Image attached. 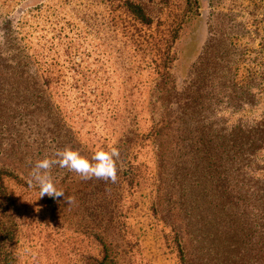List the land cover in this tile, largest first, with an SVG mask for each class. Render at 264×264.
I'll list each match as a JSON object with an SVG mask.
<instances>
[{
  "label": "rangeland",
  "instance_id": "obj_1",
  "mask_svg": "<svg viewBox=\"0 0 264 264\" xmlns=\"http://www.w3.org/2000/svg\"><path fill=\"white\" fill-rule=\"evenodd\" d=\"M25 1L0 0V44L7 18H12L13 27L24 22L21 35L49 39L55 33L45 17L54 13L64 28L89 33V40L105 53L111 98L124 96L134 101L126 104L135 107L129 119L122 110L117 121L106 122L64 108L54 114L63 122L40 128V135L51 130L48 140L32 137L30 131L20 137L23 126L0 123V170L18 176V180L5 179L21 216L12 246L15 263L96 264L106 248L112 264H264V148L255 155H226L224 236L221 240L209 237L210 232L198 239L183 235V262L177 240L180 166L177 155H156L152 139L146 140L139 155H119L115 183L83 179L53 165L52 180L65 193L53 207L46 203L48 196L40 197L39 187L30 183L35 163L56 158L57 151L70 149L95 163L97 152L121 147L127 140L124 135L130 137L127 132L148 133L151 119L160 121L165 115L167 99L177 97L185 73L192 71L193 64L200 72L203 56L209 66L212 122L227 129V135L231 129H264V0H197L191 26L178 33L177 23L186 14L188 0H39L20 8ZM125 1L144 9L153 21L150 30H173L169 55L174 61L169 74L174 82L165 87L156 86L157 77L147 71L131 74L130 54L118 32L129 25V15L121 7ZM177 57L182 59L179 66ZM135 79L143 84L127 97ZM162 89L169 91L163 92L164 98L158 94ZM134 114L137 128L130 124ZM173 117L172 113L171 121ZM15 155H24L21 163ZM69 196L75 197L74 203L67 202Z\"/></svg>",
  "mask_w": 264,
  "mask_h": 264
},
{
  "label": "trees",
  "instance_id": "obj_2",
  "mask_svg": "<svg viewBox=\"0 0 264 264\" xmlns=\"http://www.w3.org/2000/svg\"><path fill=\"white\" fill-rule=\"evenodd\" d=\"M38 1L26 0L20 8ZM197 4V0L186 1V14L177 23V33L191 26L197 15ZM121 7L129 15V25L118 32L130 54L128 64L131 74L139 75L142 71L154 74L158 80L156 86L165 87L168 82H174L169 74L174 61L169 55L174 39L173 30H150L153 21L138 4L125 1ZM53 14L45 17L50 25L49 30L55 33L49 39L43 35L38 38L21 35L24 22L19 21V25L13 27L12 18H7L1 27L0 123L7 126L17 123L24 127L19 132L20 137L28 131L34 137L40 135L39 130L43 126L54 127L57 122H63V118L54 114L64 108L92 114L94 120L102 117L105 122L117 121L120 112L126 110L128 115L125 119H129L135 106L126 103L134 101L124 96L121 100L111 98L112 91L107 89L112 86L108 84L111 78L106 68L107 60L103 58L105 53L89 40L88 32L73 27L64 28L62 19ZM168 33L170 39L167 38ZM179 59L177 57V66L180 60L182 62ZM202 59L200 72L196 71V65L193 64L192 71L185 73L177 97L167 99V111L162 119H151L146 134L138 133L137 129L127 132L130 137L124 135L127 140L121 143V147H116L119 155H139L146 140L152 139L156 143V155H177V165L180 166L177 168L180 173L177 174V240L182 262L185 260L181 246L183 235L198 239L210 232L209 237L221 240L224 236L226 155H255L264 148V129L261 127L258 126L255 131L240 128L234 132L231 129L227 135V129L218 128L212 122L209 110V66L206 57ZM127 81L132 83L131 77ZM142 84L135 79L127 97H131V91L139 89ZM163 92L169 93L162 89L158 92L163 95L161 98H164ZM149 103L153 109V103ZM172 108L176 109L172 111ZM172 113L174 117L171 121ZM135 120L136 114L130 119V124L137 128ZM34 127L38 131L33 132ZM50 134L51 130L40 136L45 138ZM49 140L53 141L52 138ZM15 156L17 163H21L24 155L22 158L21 155ZM235 172L237 175V170ZM6 178L18 180V176L0 170V264H16L12 246L21 216L16 201L5 185ZM61 200L62 197H48L46 203L53 207L54 203ZM96 264H112L106 248L102 259Z\"/></svg>",
  "mask_w": 264,
  "mask_h": 264
},
{
  "label": "clouds",
  "instance_id": "obj_3",
  "mask_svg": "<svg viewBox=\"0 0 264 264\" xmlns=\"http://www.w3.org/2000/svg\"><path fill=\"white\" fill-rule=\"evenodd\" d=\"M53 159L45 158L37 161L30 173L32 180L39 187V196L47 195L53 199L65 198V193L57 189L52 177L50 169L53 165H59L61 168H67L69 171L75 172L83 179L96 177L97 179L111 180L113 183L117 179L116 160L119 157V151L113 147L110 151H99L93 157L95 163L80 156L76 151L64 149L57 151ZM69 204L75 202V197H67Z\"/></svg>",
  "mask_w": 264,
  "mask_h": 264
}]
</instances>
